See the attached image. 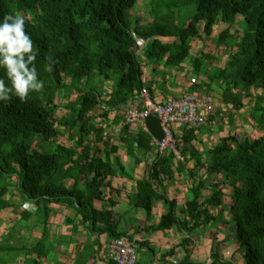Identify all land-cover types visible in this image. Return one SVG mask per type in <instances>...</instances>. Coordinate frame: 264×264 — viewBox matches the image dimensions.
<instances>
[{
	"label": "trees",
	"instance_id": "trees-1",
	"mask_svg": "<svg viewBox=\"0 0 264 264\" xmlns=\"http://www.w3.org/2000/svg\"><path fill=\"white\" fill-rule=\"evenodd\" d=\"M138 2L0 0V19L8 12L26 17V30L39 48V78L45 82L24 101L16 96L0 101V214L11 204L7 194L18 192L26 209L42 213L43 224L49 202L76 205L84 219L103 223L102 231L125 237L118 232L119 215L94 207V201L104 198L105 179L116 172L100 154L117 151L107 148L94 109L105 104L110 110L103 117L119 121L144 86L157 101L150 84L142 81L144 65L152 72L159 64L177 69L191 58L193 74L206 75L209 87L218 83L224 102L232 107L228 116L239 113L244 127L203 152L192 146L199 129L183 128L178 150L195 158L192 197L183 212L187 218L177 214L175 200L167 199L168 211L157 228L177 226L191 236L217 219L214 210L228 208L237 247L224 259L222 242L214 239L211 264H238L242 259L264 264V0H149L150 21L142 24L139 16L131 15ZM239 17L244 22L241 35L234 27ZM136 37L150 39L142 58ZM198 43L203 45L195 49ZM216 49L228 52L222 66ZM48 56L57 61L51 72L46 70ZM0 76L9 82L2 68ZM59 99L66 100L70 115H57ZM125 129L123 138L132 149H154L149 131L140 128L129 134ZM185 159L176 160L171 151L159 155L150 179L138 180L133 203L150 212L154 199L161 197L152 180L172 179L185 171ZM204 166L209 175L221 178L209 184L198 178L197 169ZM185 244H192L189 237ZM186 253L179 264H200L191 260L190 249ZM0 254V264H10L16 252L4 244Z\"/></svg>",
	"mask_w": 264,
	"mask_h": 264
},
{
	"label": "crops",
	"instance_id": "crops-1",
	"mask_svg": "<svg viewBox=\"0 0 264 264\" xmlns=\"http://www.w3.org/2000/svg\"><path fill=\"white\" fill-rule=\"evenodd\" d=\"M200 47L197 45L195 49ZM221 52L218 51L219 58L222 57ZM219 62L221 66L225 64L223 58ZM208 67L206 72L210 70ZM156 68L157 70L152 72L147 67L143 72L142 81L144 84L146 82L150 84V88L155 93L153 96L157 100H163L168 96L178 97L194 87L189 83V78L194 73L191 58L190 62L185 61L177 69L168 70L163 64L157 65ZM163 72L167 73L165 75L166 78L168 77L167 80ZM198 78L200 83L197 87H200L194 88L201 93L209 92L215 96V113L196 132L198 136L192 145L203 152L214 147L221 137L238 130L242 132L244 119L239 113L234 112L232 117L230 114L228 116L232 107L224 102L218 83L209 87L206 85L208 82L206 75L200 74ZM58 102H61L62 107L56 113L61 117L65 115L66 100L59 99ZM94 112H99V109H95ZM111 117L103 118L101 124L104 127L105 142L109 143L107 148L111 151V147H117V151L106 153L104 149V153L100 155L111 161L116 172L105 179L104 198L94 201V207L119 215L118 232L138 244L137 264H179L186 257L187 248L190 249L192 261L211 264L213 261L211 251L216 238L222 242V257L230 259L237 243L234 234L235 225L231 223L228 208H224L222 213L219 209L214 210L215 213L217 212V219L196 230L191 236L177 226L157 228L162 215L168 211L167 199L175 200L177 214L182 219L187 218L183 212L186 202L192 197L191 187L194 179L191 170L195 165L192 153H181V159L186 158L185 171L176 172L172 179L159 177L157 180H152L155 190L161 197L154 199L152 210L148 212L147 209L136 206L133 199L137 193L138 180L150 179L151 169L158 158L157 153L153 151L143 153L135 148L132 149L123 138L126 129L118 128L123 118L116 121ZM140 128H142L140 125H133L127 127V131L129 134H136ZM177 131L181 137L184 131L182 128H178ZM202 159L206 163L205 158ZM197 170L196 176L207 179L208 184L221 178L220 175H209L205 166ZM70 183L72 181H68V184ZM203 191L208 193V187ZM7 198L11 204L0 214V246L6 244L11 252H16L15 259L10 264H113L109 248L112 235L102 231L103 223L94 224L88 218L84 219L76 205L49 202V215L44 219L43 224L42 213L38 214L26 209L18 192L8 193ZM186 237L190 238L192 244L182 245ZM238 264L245 262L242 259Z\"/></svg>",
	"mask_w": 264,
	"mask_h": 264
},
{
	"label": "built area",
	"instance_id": "built-area-1",
	"mask_svg": "<svg viewBox=\"0 0 264 264\" xmlns=\"http://www.w3.org/2000/svg\"><path fill=\"white\" fill-rule=\"evenodd\" d=\"M137 39V37H136ZM150 39H137L139 49L137 55L142 58L145 45ZM190 84L199 83L197 75L189 79ZM212 93H201L199 90L186 91L180 97L169 96L163 100H154L147 87L136 92L127 105L123 119L118 128L140 125L148 131L146 118L155 113L160 119L164 136L162 139L153 137L155 143L154 153L162 155L173 152L175 159L181 158L178 152V128L186 126L201 127L215 113V99ZM102 110H108L106 105H101ZM112 253L115 264H135L137 261L135 246L124 239L112 243Z\"/></svg>",
	"mask_w": 264,
	"mask_h": 264
},
{
	"label": "clouds",
	"instance_id": "clouds-1",
	"mask_svg": "<svg viewBox=\"0 0 264 264\" xmlns=\"http://www.w3.org/2000/svg\"><path fill=\"white\" fill-rule=\"evenodd\" d=\"M197 45L200 47L201 43ZM38 53L39 48L34 43L31 33L26 30V17L20 12L5 13L2 19H0V68L4 69L9 82L6 83L5 78L0 76V101H11L13 96L24 101L29 97L30 93H39L43 89L45 82L43 79L39 78L36 64ZM47 60L46 70L51 72L53 70V65L57 63V61L52 56H48ZM141 62L144 64V60ZM146 68V65H144L142 68L143 72ZM193 75L195 74H192L191 77ZM199 83L191 85L195 87ZM97 109H99V112H93V115L95 120L101 123L104 118L103 111L108 112L110 108L108 107V110H102L99 106ZM212 116L213 114L211 117ZM201 127L194 128L200 129ZM183 128L182 131H184ZM178 138H180V135H178ZM180 156L182 158L181 153ZM157 157H159L158 153ZM25 207H27V205H25Z\"/></svg>",
	"mask_w": 264,
	"mask_h": 264
},
{
	"label": "rangeland",
	"instance_id": "rangeland-1",
	"mask_svg": "<svg viewBox=\"0 0 264 264\" xmlns=\"http://www.w3.org/2000/svg\"><path fill=\"white\" fill-rule=\"evenodd\" d=\"M134 14L140 17V24L145 23L147 21H150V16H149V0H139L135 11L134 10L131 11V15H134ZM243 26H244V22L242 21L241 18L238 19L237 22L234 24L235 31H237V33H239L240 35H241V32H242ZM170 40H171V38L169 39V41ZM217 53H218V50H217ZM218 55H219V53H218ZM227 55H228V52L227 51H224L221 54L222 57L219 58V59L222 60V58H223L226 61L227 60ZM186 61L190 62V58L187 59ZM98 83H99V81H98ZM100 85H101V83H100ZM193 91L194 90H190V92H193ZM65 115H70V113L66 110L65 111Z\"/></svg>",
	"mask_w": 264,
	"mask_h": 264
},
{
	"label": "water",
	"instance_id": "water-1",
	"mask_svg": "<svg viewBox=\"0 0 264 264\" xmlns=\"http://www.w3.org/2000/svg\"><path fill=\"white\" fill-rule=\"evenodd\" d=\"M146 124L149 132L157 139H162L164 136L163 128L160 124V119L157 114L153 113L146 118Z\"/></svg>",
	"mask_w": 264,
	"mask_h": 264
},
{
	"label": "bare ground",
	"instance_id": "bare-ground-1",
	"mask_svg": "<svg viewBox=\"0 0 264 264\" xmlns=\"http://www.w3.org/2000/svg\"><path fill=\"white\" fill-rule=\"evenodd\" d=\"M205 93H209V92H205ZM178 152L180 153V151L178 150ZM119 239H124L125 241H127L128 243H131L132 245L135 246V249H136V255H137V261L135 264H137L138 260H139V254H138V244L137 242L135 241H132V240H129L127 239L126 237H116V238H112L111 242H110V245H109V248H110V258L111 260L113 261V264H115V260H114V257H113V253H112V243L116 240H119Z\"/></svg>",
	"mask_w": 264,
	"mask_h": 264
}]
</instances>
